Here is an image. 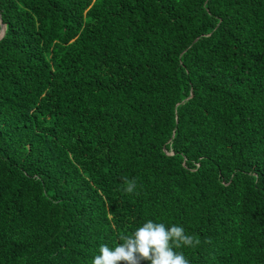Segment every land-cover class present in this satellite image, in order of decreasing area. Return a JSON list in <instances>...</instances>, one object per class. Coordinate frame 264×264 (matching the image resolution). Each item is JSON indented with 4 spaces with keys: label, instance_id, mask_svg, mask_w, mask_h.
Here are the masks:
<instances>
[{
    "label": "trees",
    "instance_id": "trees-1",
    "mask_svg": "<svg viewBox=\"0 0 264 264\" xmlns=\"http://www.w3.org/2000/svg\"><path fill=\"white\" fill-rule=\"evenodd\" d=\"M0 12V264H92L149 219L190 264H264V0Z\"/></svg>",
    "mask_w": 264,
    "mask_h": 264
},
{
    "label": "clouds",
    "instance_id": "clouds-1",
    "mask_svg": "<svg viewBox=\"0 0 264 264\" xmlns=\"http://www.w3.org/2000/svg\"><path fill=\"white\" fill-rule=\"evenodd\" d=\"M125 191L133 193L135 181L126 182ZM122 243L114 248L106 244L99 247L92 264H190L182 247H195L200 241L186 233L182 226L173 224L170 227L151 219L143 223L132 234H122Z\"/></svg>",
    "mask_w": 264,
    "mask_h": 264
},
{
    "label": "water",
    "instance_id": "water-1",
    "mask_svg": "<svg viewBox=\"0 0 264 264\" xmlns=\"http://www.w3.org/2000/svg\"><path fill=\"white\" fill-rule=\"evenodd\" d=\"M0 22L2 23L1 12H0ZM6 29H7V25L5 23H3L2 28L0 30V39L5 35Z\"/></svg>",
    "mask_w": 264,
    "mask_h": 264
}]
</instances>
